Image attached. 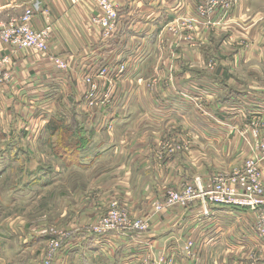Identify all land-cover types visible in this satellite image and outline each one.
Wrapping results in <instances>:
<instances>
[{"label": "crops", "instance_id": "1", "mask_svg": "<svg viewBox=\"0 0 264 264\" xmlns=\"http://www.w3.org/2000/svg\"><path fill=\"white\" fill-rule=\"evenodd\" d=\"M113 2L118 28L106 41L94 26L97 0H0V24L28 8L36 30L49 18L48 52L70 66L59 71L42 54L0 43L12 75L0 87V192L17 169L12 200L63 183L69 168L88 174L93 185L84 199L87 217L119 201L151 220L145 233L96 236L75 218L74 234L53 264H143L160 255L179 264H264V240L254 226L258 213L212 207L204 216L193 204L154 215L151 206L168 190L196 176L207 182L249 155L241 135L253 118L264 125V0H238L232 11L217 8L207 17L198 14L199 0ZM179 19L197 20L193 31H184L189 41L178 42L169 31ZM211 59L219 68L208 67ZM120 63L127 72L116 80L112 106H83L86 75ZM164 142L183 151L159 162ZM53 151L65 156L57 161ZM32 222L0 225V253L9 238L20 245L0 255V264H43L46 237ZM188 241L197 249L194 259L183 253Z\"/></svg>", "mask_w": 264, "mask_h": 264}, {"label": "built area", "instance_id": "2", "mask_svg": "<svg viewBox=\"0 0 264 264\" xmlns=\"http://www.w3.org/2000/svg\"><path fill=\"white\" fill-rule=\"evenodd\" d=\"M98 13L94 23L100 25L101 36L106 41H112L116 36L119 12L113 0H97ZM238 5V0H199L198 14L207 17L217 8L230 9ZM34 10L28 8L19 18H13L6 23L0 24V43L12 46L16 50H32L45 56L57 70L68 71L69 65L61 57L49 54V41L53 36V26L49 18H46L44 28L34 29L32 25ZM47 16V12L44 13ZM196 23L197 20H191ZM11 57L2 54L0 51V87L7 85L12 75L8 71ZM98 73L92 77H85L88 85L86 95L90 106H106L111 103L112 85L126 73L124 65L116 69L102 67L97 69ZM98 80H104L109 89L99 91ZM100 92V95H99ZM198 109L205 113V110L198 100H193ZM248 144L249 155L239 168L232 173H220L215 175L212 182L204 186L198 178L195 183L192 181L174 192H170L166 198L155 205V213L162 214L166 210L174 208L187 209L196 201L202 205L204 216L210 215L211 207H225L246 209L261 212L257 225L259 235L264 237V182L262 168L264 167V125L259 118H253L246 130L241 135ZM173 144L164 142L160 147L159 155H173ZM118 201H112L107 213L97 223L88 226L90 233L96 236L109 234L145 233L150 230V219H133L130 217L126 207H120ZM46 234V231H44ZM73 233H62L59 238H52L47 241L44 251L43 264H53L56 255L60 252L62 243L69 240ZM183 253L188 258L196 256L194 243H185ZM175 259H155V262L146 261L145 264H176Z\"/></svg>", "mask_w": 264, "mask_h": 264}, {"label": "rangeland", "instance_id": "3", "mask_svg": "<svg viewBox=\"0 0 264 264\" xmlns=\"http://www.w3.org/2000/svg\"><path fill=\"white\" fill-rule=\"evenodd\" d=\"M235 8H236V6H235ZM235 8L222 9V10L225 13H227L228 11H232ZM118 22H119V17H118ZM50 23L53 26L51 21H50ZM194 24L195 23H193L190 19H183V20L179 19L177 22L173 23L170 26L169 31L173 35L174 39H176L178 42H181L183 40L189 41L190 37L187 38L185 36L184 31H193L194 30ZM94 26L100 27V25H98V24H94ZM117 28H118V25H117ZM53 31H54V29H53ZM120 65H124L126 67V72H127V65L124 63L123 64L120 63L118 65H115L111 69H116ZM102 67H105V66L98 67L97 69L99 70ZM208 67L210 69H214V70L219 68V66H215V62L212 59L209 61ZM69 69H70V66H69ZM97 69H96L94 74L98 73ZM214 70H212V71H214ZM93 75L89 74V75H86V77H92ZM156 79L157 78H154L152 80V84L154 82H156ZM83 81L85 82V80H83ZM100 81H103L105 85L104 84L102 85L100 83ZM85 84H86V82H85ZM98 85H99V91H101V92L104 91L105 89L110 88V85L104 80H98ZM115 86H116V81L114 82V86L112 85L113 91L115 90ZM87 91H88V85H87V90L84 93V96L82 99L83 106H85L87 109L96 110L98 108H109L112 106L113 98H114L113 92L111 94V103L109 105L93 107V106H90L89 103L87 102V99H86ZM99 95H100V92H99ZM77 128H78V126H77ZM77 128L75 130H77ZM78 138H80V137H78ZM241 140L248 146V144L244 141L243 137H241ZM62 142L66 143V139H64ZM163 144L164 143H162L161 145H163ZM161 145H160V147H161ZM160 147H159V150L157 152V160L159 162H163L165 160H170L172 158L174 159L178 154H180L183 151L182 146H180L178 144H175V145L173 144V150H174L173 155L172 156L164 155L163 157H161L159 155ZM53 153H54V158L58 161L60 159V157L58 155L59 152L53 151ZM57 158H59V159H57ZM246 158L247 157H245V159ZM245 159H243L240 163L236 164L230 170H225V171L217 170L215 173L212 174V176L210 175L211 177L207 182H204L203 179L199 176L193 177L191 181H192V183H195L196 179L199 178L202 181V184L204 186H207L212 182V179L215 177V175L220 174V173H224V174L232 173L234 169L239 168L242 165V163L244 162ZM47 161L49 163L51 161V158H49ZM68 169L64 170L65 171L64 175L66 177V180L63 181V183L50 185L46 189L38 190L33 195H14V197H18V200H12L11 199L12 195H10L12 190L10 189V187L15 184L16 175H18V173H19V169H17L18 172L13 173L12 176L10 177V179L7 180L8 183L5 184V182H6L5 181L3 184H1V185H4L3 187H1L4 189V191L0 192V225L7 224V223L13 224L17 221L20 222V221L33 220L32 225H34L38 229L43 230V231H41V235L46 237V243H47V241H50L52 238H59L62 233H70V234L73 233L74 234V229H76L75 228L76 227L75 222H76L77 218H78L79 222H82L83 224L86 223L87 227L92 225V224L97 223L102 217H104V215L107 212L105 214H102V215L95 217V218L87 217V215H88L87 209H88L89 205L87 204L88 201H86V200H88L89 197H87V195L90 193V191L93 187V185H91V181L88 177V174H82V173L79 174L76 172H72ZM182 186H183V184L181 185V187ZM8 187H9V194L7 195L6 190ZM179 189L177 188L174 190L173 189L168 190L166 193V196L170 192H174V191H177ZM166 196H165V198H166ZM85 198H86V200H84ZM163 200L164 199H158V200H154L152 202V205H151L152 211H153L152 214L159 215V214L155 213V205L157 203L162 202ZM117 203L120 205V207H125V205L123 203H121L119 201ZM195 204H199V207L202 208V205L199 201H196ZM127 206L128 205L126 204V208L129 211L131 218H133V219H150L148 217L143 218L141 216H135L134 214H132L130 212V210ZM109 208H110V206H109ZM109 208H108V210H109ZM209 208H212V207L210 206ZM64 210L67 211V214L64 213L65 212ZM166 211H168V210H166ZM249 211H252V210H249ZM252 212L258 213L257 220H256L254 226H255L257 236L260 239L264 240V237L259 235V233L257 231V225H258L259 218L261 217L260 216L261 212H258V211H252ZM71 218L73 220H69ZM90 221H92V223L89 224L88 222H90ZM150 223H151V220H150ZM0 227H2V226H0ZM44 231H46V234ZM9 239H10L9 240L10 242L4 248L2 253H0V255H5V254L8 255V253H10L11 251L16 252L18 250V248L20 247V245L16 241H13L11 238H9ZM63 243H62V246H63ZM46 246H47V244H46ZM46 246H45V249H46ZM194 250H195V252L197 250L195 247V244H194ZM21 253H23V251H21ZM197 254L198 253L196 252V256L191 258V259L196 258ZM39 256H40V254L37 255V259L39 258ZM43 256H44V254H43ZM159 258H162V259L166 258L167 261H169V259H173V257H169L166 255H160L158 257L157 256L156 257L150 256V257H147L145 259L143 264H145L146 261L155 262V259L157 260ZM176 264H179V262H177Z\"/></svg>", "mask_w": 264, "mask_h": 264}, {"label": "trees", "instance_id": "4", "mask_svg": "<svg viewBox=\"0 0 264 264\" xmlns=\"http://www.w3.org/2000/svg\"><path fill=\"white\" fill-rule=\"evenodd\" d=\"M79 137H80V139H81V142H79V144L81 145V144H83V143H82V141H83V139H82V133L79 134ZM61 156L63 157V156H65V155L62 154V155H60V157H61Z\"/></svg>", "mask_w": 264, "mask_h": 264}, {"label": "bare ground", "instance_id": "5", "mask_svg": "<svg viewBox=\"0 0 264 264\" xmlns=\"http://www.w3.org/2000/svg\"><path fill=\"white\" fill-rule=\"evenodd\" d=\"M262 171H263V168H262Z\"/></svg>", "mask_w": 264, "mask_h": 264}]
</instances>
